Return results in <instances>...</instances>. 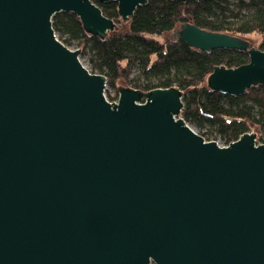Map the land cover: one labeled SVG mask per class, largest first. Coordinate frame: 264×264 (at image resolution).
I'll list each match as a JSON object with an SVG mask.
<instances>
[{
    "label": "water",
    "instance_id": "water-1",
    "mask_svg": "<svg viewBox=\"0 0 264 264\" xmlns=\"http://www.w3.org/2000/svg\"><path fill=\"white\" fill-rule=\"evenodd\" d=\"M99 1L124 20L148 2ZM61 11L100 37L116 27L94 0H0V264H264V141L206 139L175 85L121 80L110 100L107 76L59 40ZM173 36L247 49L209 88L264 83V49L247 39L191 22Z\"/></svg>",
    "mask_w": 264,
    "mask_h": 264
},
{
    "label": "trees",
    "instance_id": "trees-1",
    "mask_svg": "<svg viewBox=\"0 0 264 264\" xmlns=\"http://www.w3.org/2000/svg\"><path fill=\"white\" fill-rule=\"evenodd\" d=\"M94 1L116 22L105 37L87 31L75 12L53 16L54 30L62 42L77 41L80 49L92 53V72L105 74L114 87L119 80L143 91L177 86L183 91L181 115L205 138L201 130L206 126L219 132L227 144L253 128L264 137V83L251 85L241 95L207 85L215 65L235 67L248 62L247 49L201 50L173 36L180 24L191 22L245 39L259 35L257 47L264 49V0H148L127 20L119 14L118 2ZM123 24L126 27L118 31ZM135 64L139 74L132 78Z\"/></svg>",
    "mask_w": 264,
    "mask_h": 264
},
{
    "label": "rangeland",
    "instance_id": "rangeland-1",
    "mask_svg": "<svg viewBox=\"0 0 264 264\" xmlns=\"http://www.w3.org/2000/svg\"><path fill=\"white\" fill-rule=\"evenodd\" d=\"M125 27H126V24L120 25V27H118V31L123 30ZM170 34H171L170 32L166 33L167 36H170ZM58 38H59V35H58ZM246 38L253 45L257 46L259 40L261 39V36L252 34V35H246ZM59 40L62 41L60 38H59ZM66 45L69 46L72 49L78 47L77 41H73L72 43L66 44ZM91 55H92V53L89 51V49H84L83 51L80 52V59H81L82 63L90 70H91V60H90L91 59ZM138 74H139V68L135 64L133 66V68H132L131 77L132 78L136 77ZM122 82L125 85H132V83L128 84L124 80H122ZM120 83H121V80H119L116 83L115 87L107 83L106 90H105V94H106L107 98H112V97L119 96V88H121ZM192 126L195 128V130L197 132H199L198 128H196L194 125H192ZM201 131L202 132H206V137H207L206 139H218L219 144H221V145L227 144V143L224 142V138L215 129H211L210 130L209 126H206ZM251 131H254V132L257 133V142H259L261 139L264 141V137L260 136L259 130H257L256 128H253Z\"/></svg>",
    "mask_w": 264,
    "mask_h": 264
},
{
    "label": "built area",
    "instance_id": "built-area-1",
    "mask_svg": "<svg viewBox=\"0 0 264 264\" xmlns=\"http://www.w3.org/2000/svg\"><path fill=\"white\" fill-rule=\"evenodd\" d=\"M226 145V144H225Z\"/></svg>",
    "mask_w": 264,
    "mask_h": 264
}]
</instances>
